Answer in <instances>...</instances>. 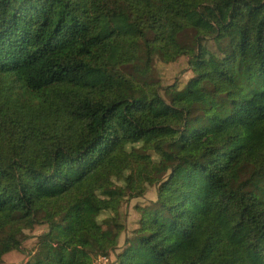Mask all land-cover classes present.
Masks as SVG:
<instances>
[{
	"label": "trees",
	"instance_id": "16d2710c",
	"mask_svg": "<svg viewBox=\"0 0 264 264\" xmlns=\"http://www.w3.org/2000/svg\"><path fill=\"white\" fill-rule=\"evenodd\" d=\"M37 224L23 264H264V1L0 0V256Z\"/></svg>",
	"mask_w": 264,
	"mask_h": 264
},
{
	"label": "rangeland",
	"instance_id": "374dc122",
	"mask_svg": "<svg viewBox=\"0 0 264 264\" xmlns=\"http://www.w3.org/2000/svg\"><path fill=\"white\" fill-rule=\"evenodd\" d=\"M223 5H228L232 0H219ZM251 4L257 5L264 0H248ZM204 15H209L211 12L210 5H204L201 9ZM202 20L200 17L196 19L195 23H200ZM203 25L202 32H208V36L196 38L198 30H189L181 38L180 41L189 45H200L202 48H209L211 44V36L214 34L216 27L209 20L201 21ZM195 58H179V59H168L164 56H156L152 61V70L149 75L153 80H158L161 83V87L164 89L172 84H177V91L183 90V88L189 84L194 75L191 71V66L194 64ZM161 94L163 92L161 91ZM156 200V188L152 191L146 193L143 198L135 199L129 203L124 204L120 209L121 214V224L125 227L124 231L121 233L117 246L123 245L125 238L129 233L135 228L136 220L138 219V212L135 206L143 209H148L151 207L152 203ZM45 231V225L37 224L34 226L32 232L29 234V238L26 239L18 250L8 251L0 256V264H23L25 263L29 256L33 253L35 243L39 235L43 234ZM106 257L105 259L109 263L108 255H97L93 258V264H97L100 258Z\"/></svg>",
	"mask_w": 264,
	"mask_h": 264
},
{
	"label": "built area",
	"instance_id": "2783aa9c",
	"mask_svg": "<svg viewBox=\"0 0 264 264\" xmlns=\"http://www.w3.org/2000/svg\"><path fill=\"white\" fill-rule=\"evenodd\" d=\"M105 259H108L106 257H103V258H100L98 261H97V264H109ZM109 261V260H108Z\"/></svg>",
	"mask_w": 264,
	"mask_h": 264
}]
</instances>
